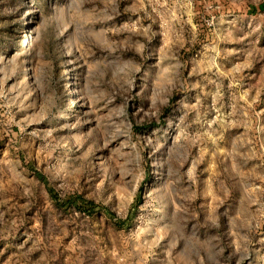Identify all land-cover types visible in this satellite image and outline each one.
Wrapping results in <instances>:
<instances>
[{"label": "rangeland", "instance_id": "rangeland-1", "mask_svg": "<svg viewBox=\"0 0 264 264\" xmlns=\"http://www.w3.org/2000/svg\"><path fill=\"white\" fill-rule=\"evenodd\" d=\"M0 264H264V0H0Z\"/></svg>", "mask_w": 264, "mask_h": 264}]
</instances>
